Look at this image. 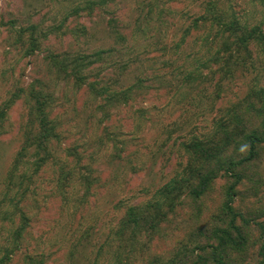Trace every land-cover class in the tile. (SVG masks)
Masks as SVG:
<instances>
[{"label":"rangeland","instance_id":"rangeland-1","mask_svg":"<svg viewBox=\"0 0 264 264\" xmlns=\"http://www.w3.org/2000/svg\"><path fill=\"white\" fill-rule=\"evenodd\" d=\"M100 1L0 0V110L20 95L0 122V264H30L29 257L44 264H118L125 257H137L132 264H156L180 250L191 253L185 264H214L204 261L211 251H195L192 243L201 232L224 226L226 190L235 180L223 170L204 196L188 197L157 233L140 237L136 245L119 227L127 208L147 204L181 170L188 158L185 143L213 137L235 104L247 111L250 104L259 105L254 94H264L263 48L248 46L253 59L245 70L227 74L214 64L202 68L204 83L194 82L189 74L195 73V54H207L206 42L214 46L205 30L195 32V18L208 0ZM220 2L241 24L264 30V0ZM77 8L82 10L75 14ZM79 55L94 61L82 76L99 79L111 92L134 88L131 99L106 106L87 85H78L70 74ZM30 92L50 96L59 135L52 144L55 161L10 191ZM247 119L257 118L248 113ZM61 168L73 174L66 189L60 185ZM240 173L246 177L232 207L257 232L244 264H264V144ZM22 212L28 228L14 243Z\"/></svg>","mask_w":264,"mask_h":264},{"label":"trees","instance_id":"trees-1","mask_svg":"<svg viewBox=\"0 0 264 264\" xmlns=\"http://www.w3.org/2000/svg\"><path fill=\"white\" fill-rule=\"evenodd\" d=\"M109 1L115 2L116 0H101L99 3L105 5ZM208 1L204 11L195 18V32L199 33L201 30H205L209 36L208 38L211 39V44H214V46H209L206 42L203 50L207 54H195V73L189 74L194 82L202 80L204 83V80L208 77L203 75L202 68L211 69L214 64L221 65L222 70H225L227 74L232 73L233 70L236 71L237 68L249 67L253 57L249 53L248 46L252 43L258 44L264 51V30L260 26L248 28V26L241 24L233 11L225 9L220 0ZM81 10V8H77L75 14H78ZM33 30H35L34 27ZM221 38L223 41L218 42ZM33 41L35 40L31 39L32 52L37 47ZM88 58L87 55H79L72 60L73 69L70 75L77 79L78 85H87L95 99H105L106 106L111 107L114 102L123 101L125 103L131 99L134 88L111 92L106 87L107 84H102L99 79L90 81L87 75L82 76V70L94 63L91 60L84 62V59ZM64 66H67V64ZM62 71H65V67ZM196 72H199L197 76ZM220 84L221 82H218L215 85L218 95L222 91ZM254 95L259 100L258 106L252 103L250 104L251 108L247 111L244 106L235 104L227 112L230 119L219 124V129L215 131L213 137L210 139L195 137V140L184 144V153L188 157L185 164L170 181L156 191L153 199L143 206L127 208L126 217L121 222L119 232L130 233L133 240L131 244L136 245V242L142 236L157 233L159 227L167 220V216L173 214L179 205L188 197L199 199L204 196L212 184L223 174L235 180L226 190L227 204L225 207L228 215L223 221L224 226L214 228L213 234L201 232L199 236L194 237L192 244L195 246V251H201L205 255L207 251H211L209 259L204 261L212 259L214 264L245 263L246 256H248L250 248L253 246L250 243L257 232H253L250 221L245 219L244 215L240 216L234 211L232 202L240 181L246 177L240 172L245 164L258 158L260 149L264 144V94L261 92ZM14 96V99L6 104V109L0 110V122L6 119L7 109L11 107L9 103L20 98V95ZM50 101V96L44 92H30L28 123L24 130L22 147L15 158L10 174V191L15 189L16 183H19V189L23 188L29 180H32V176H37L55 161L52 144L55 139H59V135L57 124L51 117ZM248 113H251L257 119L248 120ZM220 135L225 137L219 140ZM31 150L33 161L29 160ZM243 151H246V155L240 160L237 159V155L241 153L243 155ZM27 158L28 160H26ZM221 170H223L222 174H220ZM18 171H21L20 176H17ZM29 172L31 174L28 175ZM60 172V185L66 189V185L73 179V174L71 171L67 172L64 168H61ZM17 192L16 195H19ZM13 201L11 199L9 203L12 204ZM4 215H7V213ZM238 219H241L242 222L239 225L237 223ZM21 221L22 224L15 230L14 243L20 242L23 232L28 228L29 220L23 212ZM255 223L259 227L256 221ZM213 239L215 244L211 246L209 242ZM257 243L254 240L253 244L256 245ZM261 249V255L263 256V242ZM130 253L133 255L134 252ZM188 254L191 253L180 250L169 260L157 259L156 264H185ZM136 258L129 259L125 257V262L119 259L118 264H132L136 261ZM200 258L204 259L205 256L201 255ZM28 259L30 264H44V262L35 263L38 261H35L32 257Z\"/></svg>","mask_w":264,"mask_h":264}]
</instances>
